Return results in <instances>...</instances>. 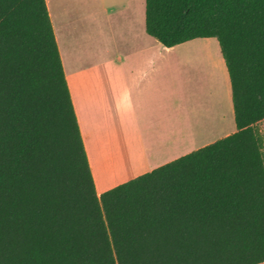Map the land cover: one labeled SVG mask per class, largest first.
<instances>
[{"label": "trees", "instance_id": "16d2710c", "mask_svg": "<svg viewBox=\"0 0 264 264\" xmlns=\"http://www.w3.org/2000/svg\"><path fill=\"white\" fill-rule=\"evenodd\" d=\"M216 40L235 130L99 196L45 0H0V264H264V0H144Z\"/></svg>", "mask_w": 264, "mask_h": 264}, {"label": "crops", "instance_id": "0c3cea01", "mask_svg": "<svg viewBox=\"0 0 264 264\" xmlns=\"http://www.w3.org/2000/svg\"><path fill=\"white\" fill-rule=\"evenodd\" d=\"M45 3L98 196L216 141L220 127L225 135L235 130L229 79L217 49L211 54L217 83L197 84L181 78L172 58L191 41L164 47L146 34L145 14L138 22L134 12L111 22L100 32L102 40L70 45L66 37L77 30L78 15L65 22L59 1Z\"/></svg>", "mask_w": 264, "mask_h": 264}, {"label": "rangeland", "instance_id": "374dc122", "mask_svg": "<svg viewBox=\"0 0 264 264\" xmlns=\"http://www.w3.org/2000/svg\"><path fill=\"white\" fill-rule=\"evenodd\" d=\"M55 4L59 1L58 9L66 10L64 15L65 22L66 17H70L72 20L78 15V28L72 35H67V42L71 45L74 40L78 43L83 42L87 44L88 42L103 39V33L100 32L108 29L110 23L114 26L115 20L125 21L128 16L132 15L134 12L135 20L138 19L142 14H144V0H51ZM57 5V4H56ZM56 5L54 7L56 8ZM123 23V22H122ZM138 24V23H137ZM106 28V29H105ZM69 28L64 29V33L68 34ZM70 37V38H69ZM107 38L104 40L109 42L110 39L108 34ZM203 40L208 39H195L188 42L189 45H185L179 49L178 52L172 54V58L178 60V70L181 78L189 77L192 80L194 78L198 84L202 85L204 81L216 82V72L212 63V55L217 54L216 49L219 52V47L214 39H209L211 41V47L206 45L208 42ZM67 44V46H68ZM205 56H209L210 60H206ZM201 60L199 64L196 61ZM221 59V58H220ZM223 68V67H222ZM221 68V70H222ZM222 76L223 70L218 72ZM208 74V76L206 75ZM219 84V83H218ZM215 85V84H214ZM216 86V85H215ZM223 105V103L221 104ZM222 107V106H221ZM225 130L221 127L219 129V138L224 137ZM259 131L264 137V122L259 125Z\"/></svg>", "mask_w": 264, "mask_h": 264}, {"label": "bare ground", "instance_id": "6f19581e", "mask_svg": "<svg viewBox=\"0 0 264 264\" xmlns=\"http://www.w3.org/2000/svg\"><path fill=\"white\" fill-rule=\"evenodd\" d=\"M218 78H219V77H217V79H218ZM196 83H197V82H196ZM212 84L214 85V83H212ZM206 85H208V83H207ZM213 85H211V86H213ZM214 86H215V85H214ZM214 86H213V87H214ZM195 89H197V88H195ZM208 89H209V87H208ZM198 93H199V92H198ZM197 95H198V94H197ZM218 97H220V96H218ZM218 97H217V98H218ZM221 97H222V96H221ZM217 98H216V99H217ZM217 100H218V99H217ZM202 102H203V101H202ZM219 102H220V101H219ZM205 103H206V102H205ZM220 103H222V102H220Z\"/></svg>", "mask_w": 264, "mask_h": 264}]
</instances>
